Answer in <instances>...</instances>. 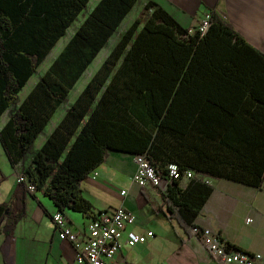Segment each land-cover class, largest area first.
<instances>
[{
  "label": "trees",
  "instance_id": "obj_1",
  "mask_svg": "<svg viewBox=\"0 0 264 264\" xmlns=\"http://www.w3.org/2000/svg\"><path fill=\"white\" fill-rule=\"evenodd\" d=\"M88 1L0 0V116L7 112L0 144L13 165L31 151L57 105L136 2L98 0L19 102L18 91ZM144 10L146 17L124 28L32 154V164L20 171L58 209L94 217L99 211L79 185L109 149L144 153L161 173L176 162L195 175L171 194L175 208H169L193 228L212 189L198 175L262 186L264 52L216 12L200 33L158 3L145 2ZM18 208L21 217L25 207ZM7 210L1 203L0 224ZM10 219L5 228L17 220Z\"/></svg>",
  "mask_w": 264,
  "mask_h": 264
},
{
  "label": "crops",
  "instance_id": "obj_2",
  "mask_svg": "<svg viewBox=\"0 0 264 264\" xmlns=\"http://www.w3.org/2000/svg\"><path fill=\"white\" fill-rule=\"evenodd\" d=\"M97 1L89 0V9L77 14L75 20L78 16L81 18L72 22H75L73 32ZM149 1L163 6L180 25L191 30L197 29L204 14L216 12L248 43L264 52V0H136L120 25L127 21L126 28L136 17L143 18L139 13L144 10L145 2ZM136 4L137 9L134 11ZM147 13L148 11L145 14ZM50 61L43 68V72ZM34 73L30 74L26 84L18 91L19 102L36 84ZM82 88L84 86L80 90ZM71 103L64 105L60 112H57V105L51 119L35 138L30 153L23 156L18 164H11L6 155L0 154V204L4 203L10 208L9 212L5 211L0 224V264L73 262L74 246L57 236L50 218L57 206L42 191L32 193L16 181V173L32 164V154L41 148L45 138ZM5 120L6 111L0 116V127ZM134 155L109 149L104 160L95 167L97 176L88 175L79 185L83 196L92 204L95 214L101 209L112 210L122 205L137 215L134 223L127 226V231L145 234L152 230L155 234L144 243L133 246L122 244L114 256V263L220 264L208 253L198 235L192 232V228L179 223L169 208V205L174 207L171 194L184 188L189 178L163 181L160 187L138 185L131 180L135 170ZM209 183L212 186L210 194L192 223L219 232L224 239L238 248L264 255V181L262 186L254 187L223 177H211ZM122 189L125 190L124 194H120ZM21 204L24 205L25 212L19 217L18 206ZM63 212L68 223L83 233L89 216L70 208ZM12 216L17 220L11 228H5L3 224Z\"/></svg>",
  "mask_w": 264,
  "mask_h": 264
},
{
  "label": "built area",
  "instance_id": "obj_3",
  "mask_svg": "<svg viewBox=\"0 0 264 264\" xmlns=\"http://www.w3.org/2000/svg\"><path fill=\"white\" fill-rule=\"evenodd\" d=\"M210 15V12L203 15L197 27L200 33L207 30L210 24ZM134 162L135 170L132 172L131 180L141 186L160 187L163 181L170 182L174 179L190 178L195 175L191 169L182 171L176 162L167 163L165 172L161 173L144 153L135 154ZM88 175L97 176L96 169L90 170ZM198 177L207 183L211 179L207 175H198ZM16 181L24 184L27 190L32 193L37 191L32 182L20 170L16 173ZM124 192L125 190H120V194H124ZM50 218L57 236L62 240L69 241L74 246L75 253L72 264H115L114 256L122 244L133 246L136 243H144L148 237L155 235L152 230L145 234L132 230L127 231V226L134 223L137 215L122 205H118L112 210L101 209L94 217H88L83 233L74 229L68 223L64 212L58 208L52 212ZM192 232L198 235L208 253L220 264H264L262 253L229 247L228 241L219 232L199 226H194ZM123 264L130 263L123 262Z\"/></svg>",
  "mask_w": 264,
  "mask_h": 264
},
{
  "label": "rangeland",
  "instance_id": "obj_4",
  "mask_svg": "<svg viewBox=\"0 0 264 264\" xmlns=\"http://www.w3.org/2000/svg\"><path fill=\"white\" fill-rule=\"evenodd\" d=\"M89 7H90V2L83 9V11H87L89 9ZM136 9H137V4L135 6V10L134 11H136ZM145 13H146L145 10L142 9V11H141V13H139V15H142V17L144 19L146 17ZM80 18L81 17L78 16L77 19L75 20V22L80 20ZM126 22L127 21H123L122 24L118 28H116L114 30L112 35L109 37L107 43H105L103 48L101 50H99V52L97 53L95 58L92 59V61L87 66L85 71L82 72V74H80V76L76 80L74 86L71 88V90H69L66 100L64 102H62L60 105H58L57 112H60L61 110H63L64 109V105H67L70 102H73L75 100L76 96L79 93L78 90H80V88L82 86H85V84L88 81V79L90 78V76L93 75V73L98 68V66H100V64L103 61V59H105V57L107 56V54H108L109 50L111 49L112 45L117 41V39L119 38L120 33L124 30L123 28H125ZM74 23L71 26H68L66 28L65 34L59 39L58 42H56L55 46L51 49V51L49 52L47 57H45L44 60L42 61V63L38 66V68L36 70V73L33 74V76H35V82L37 81V75L43 73V70H44L43 68L47 65V63L50 61V59H53V58L57 57L59 55V53L62 51V49L64 48L65 43L69 41L70 37L73 34V26H75ZM2 149L3 148H2V146L0 144V152H1L0 154L5 155V153L3 152Z\"/></svg>",
  "mask_w": 264,
  "mask_h": 264
},
{
  "label": "water",
  "instance_id": "obj_5",
  "mask_svg": "<svg viewBox=\"0 0 264 264\" xmlns=\"http://www.w3.org/2000/svg\"><path fill=\"white\" fill-rule=\"evenodd\" d=\"M7 222H8V223H11V222H12V220H10V219L8 218Z\"/></svg>",
  "mask_w": 264,
  "mask_h": 264
}]
</instances>
